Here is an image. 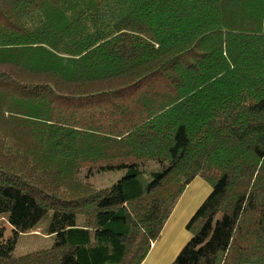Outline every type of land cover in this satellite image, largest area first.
I'll use <instances>...</instances> for the list:
<instances>
[{
	"label": "trees",
	"instance_id": "16d2710c",
	"mask_svg": "<svg viewBox=\"0 0 264 264\" xmlns=\"http://www.w3.org/2000/svg\"><path fill=\"white\" fill-rule=\"evenodd\" d=\"M197 176L171 264H264V0H0V264H142Z\"/></svg>",
	"mask_w": 264,
	"mask_h": 264
},
{
	"label": "crops",
	"instance_id": "0c3cea01",
	"mask_svg": "<svg viewBox=\"0 0 264 264\" xmlns=\"http://www.w3.org/2000/svg\"><path fill=\"white\" fill-rule=\"evenodd\" d=\"M203 180L197 176L186 187L142 264H171L191 239L187 224L212 191Z\"/></svg>",
	"mask_w": 264,
	"mask_h": 264
},
{
	"label": "rangeland",
	"instance_id": "374dc122",
	"mask_svg": "<svg viewBox=\"0 0 264 264\" xmlns=\"http://www.w3.org/2000/svg\"><path fill=\"white\" fill-rule=\"evenodd\" d=\"M123 175H124V170H114V171H106V172H97L96 170H94L92 172L91 171L89 172L85 168L81 169V172L79 173V176L83 181L87 182L88 184L93 185L96 188L110 187L115 182H117ZM203 181H205V183H207V185L211 187L210 183L207 180H203ZM52 214L53 213L50 212L48 215H46L39 222L36 230L31 231L26 234H21L18 237L16 246L13 252L15 256H20V255L28 254L31 252H36V251L47 249L53 246L55 242V237L53 235H49L47 231L50 221H51ZM81 219L82 218H80V220ZM0 226H5L6 238H9L13 235L12 226L7 221L6 215L5 217L0 216ZM189 233L191 234L190 231Z\"/></svg>",
	"mask_w": 264,
	"mask_h": 264
}]
</instances>
